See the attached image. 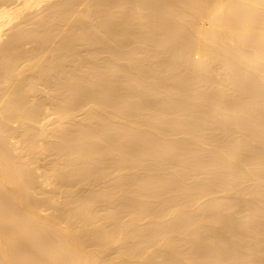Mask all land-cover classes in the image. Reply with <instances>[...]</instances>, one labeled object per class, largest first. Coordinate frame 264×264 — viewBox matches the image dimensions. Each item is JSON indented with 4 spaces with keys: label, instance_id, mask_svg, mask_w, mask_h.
<instances>
[{
    "label": "bare ground",
    "instance_id": "bare-ground-1",
    "mask_svg": "<svg viewBox=\"0 0 264 264\" xmlns=\"http://www.w3.org/2000/svg\"><path fill=\"white\" fill-rule=\"evenodd\" d=\"M0 264H264V0H0Z\"/></svg>",
    "mask_w": 264,
    "mask_h": 264
}]
</instances>
